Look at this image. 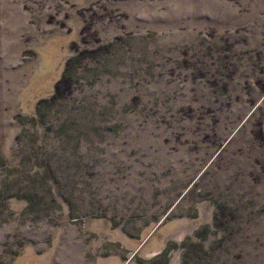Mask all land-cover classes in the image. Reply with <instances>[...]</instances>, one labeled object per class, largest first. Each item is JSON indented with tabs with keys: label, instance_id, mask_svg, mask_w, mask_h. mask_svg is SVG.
Here are the masks:
<instances>
[{
	"label": "rangeland",
	"instance_id": "obj_1",
	"mask_svg": "<svg viewBox=\"0 0 264 264\" xmlns=\"http://www.w3.org/2000/svg\"><path fill=\"white\" fill-rule=\"evenodd\" d=\"M0 264H264V0H0Z\"/></svg>",
	"mask_w": 264,
	"mask_h": 264
},
{
	"label": "trees",
	"instance_id": "obj_2",
	"mask_svg": "<svg viewBox=\"0 0 264 264\" xmlns=\"http://www.w3.org/2000/svg\"><path fill=\"white\" fill-rule=\"evenodd\" d=\"M70 59H72L73 60V58L71 57ZM69 69H70V65H68L66 68H65V70H64V72H63V75H62V79H65V78H68V76L70 75L69 74ZM61 79V80H62ZM55 96H57L56 94L54 95V98H55ZM49 100L48 99H42L41 100V102H40V105L36 108V116H37V118H40L41 116H42V106L44 105H46L47 104V102H48ZM168 249L166 248V249H164V251H167ZM162 253V252H161ZM160 254V253H159Z\"/></svg>",
	"mask_w": 264,
	"mask_h": 264
}]
</instances>
